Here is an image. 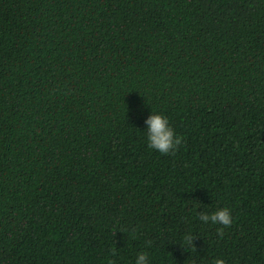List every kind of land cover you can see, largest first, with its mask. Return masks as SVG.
Returning a JSON list of instances; mask_svg holds the SVG:
<instances>
[{"label": "trees", "instance_id": "1", "mask_svg": "<svg viewBox=\"0 0 264 264\" xmlns=\"http://www.w3.org/2000/svg\"><path fill=\"white\" fill-rule=\"evenodd\" d=\"M140 253L264 264V0H0V264Z\"/></svg>", "mask_w": 264, "mask_h": 264}, {"label": "clouds", "instance_id": "2", "mask_svg": "<svg viewBox=\"0 0 264 264\" xmlns=\"http://www.w3.org/2000/svg\"><path fill=\"white\" fill-rule=\"evenodd\" d=\"M146 124L148 129V145L150 148L158 150L162 154H168L174 152L177 146L181 144V137L175 134L166 116L152 112L147 118ZM199 219L205 223L211 222L214 225H223L225 228L230 227L233 223L231 210L227 207L218 208L210 214H199ZM218 233L223 236V228L218 229ZM193 241L194 237L188 234L184 237V243L181 245L193 246ZM109 264H115V262L109 261ZM136 264H148L147 254L140 253L137 257ZM214 264H225V261L222 258H218Z\"/></svg>", "mask_w": 264, "mask_h": 264}]
</instances>
